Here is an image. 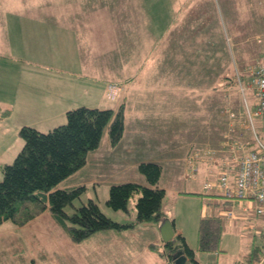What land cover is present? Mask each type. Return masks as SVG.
Wrapping results in <instances>:
<instances>
[{
  "label": "rangeland",
  "instance_id": "obj_1",
  "mask_svg": "<svg viewBox=\"0 0 264 264\" xmlns=\"http://www.w3.org/2000/svg\"><path fill=\"white\" fill-rule=\"evenodd\" d=\"M205 1L214 3V0ZM244 1L221 0L222 11L219 13L212 7L213 5L207 9V19L202 26L205 29L200 36L203 44L197 43V46L204 47L197 54L201 58L200 69L205 82L198 83L194 77L190 79L189 84L187 83L188 91L170 92L172 99L167 106L170 109L167 119L170 121L158 123L156 126L161 129L160 131L142 133L141 135L150 136L151 139L146 138L135 143L130 141L134 136L132 126H127L124 139L113 146L109 130H105L99 147L89 153L87 163L57 186V188L86 186L81 198H76L73 206L66 207L69 213L74 212L77 207L91 198L98 202L101 210L108 217L124 226L100 230L85 240L76 242L55 221L51 211L42 208V203L34 201H27L23 205L20 203L16 219L0 224V264L31 262L33 264H129L130 260L134 264H142L144 258L134 256L140 251L157 252L161 255L157 264L159 262L171 264L172 259L168 253H165L167 246L157 229L156 220L138 218L136 203L140 193L129 198L126 210L114 209L108 204L111 185L127 181L148 184L140 170V164L152 161L160 163L163 167L159 183L160 187L166 189L162 200L163 212L165 211L167 217L183 230L188 246L197 248L203 206L209 208L207 214L219 211V206L210 199L214 189L203 188V181L216 178L218 169L215 165H211L209 172L204 176L199 173L198 183L190 187L189 182L193 180L188 175L190 172L188 155L202 157L207 150L214 151L223 146L225 139L241 137L242 119L238 118V114L242 113L245 104L237 82V70L244 67L245 63L248 65L252 62H261L264 56V42L258 43L255 38L243 43L245 37L241 38L238 35V24L232 25L230 22L232 15L233 20L235 19V5ZM149 5L146 0H0V11L40 9L79 12L78 15L83 16V21L93 22L95 31L109 30L107 47L113 46L117 49V46L124 45L125 49L118 52L111 47L113 51L108 54L109 64H117L121 57L131 60L132 63L141 61L143 65L145 60H149L148 50H145L148 42L144 38L151 36L152 32L149 29L159 27V23L164 29L166 20L156 21L154 18L140 17L137 21L141 28L137 29L138 34H135L137 33L135 29L129 31V23L134 21L136 12L127 13V10H136L140 16H143L147 12L145 7L148 8ZM50 15L45 18L24 16L16 19L17 24L11 30L13 45L15 49L22 47V51L17 54L20 55L19 57L31 62L39 61L42 66L38 68L43 72H48L51 76L53 74L58 77L65 76L68 74L67 64L75 57L73 50H77V38L73 32L72 35L70 34L69 26L53 25L66 22L60 13ZM145 22L149 23L146 25L147 29L152 24L146 33L143 26ZM87 27L89 25L81 23V28ZM96 48L97 46L94 45V51ZM191 69L193 70L192 67ZM67 79H70L69 74L65 80ZM47 80L49 87L52 88L50 78L48 77ZM123 83L110 81L106 91L107 96L110 98L112 85L120 86L121 94ZM81 92H78V96ZM93 93L99 94L97 90H93ZM246 93L253 104L252 90H247ZM83 101L90 107L117 110L123 97L115 100L86 98ZM233 112L236 114L235 117L231 116ZM66 121L65 115L62 123L57 122L54 126L46 123L38 129L47 132ZM257 124L262 125L259 121ZM231 127L234 129V135L230 130ZM0 142L11 144L17 154L25 143L20 132L15 135L12 131L6 130L4 125L0 126ZM17 154L8 157V162H14ZM172 158L177 159L172 160ZM4 164L5 162L2 165ZM3 177L0 168V181ZM31 213H34V216ZM221 213L224 217L221 239L223 250L217 253L199 250L197 259L203 264H237L238 258L241 257L240 264H242L245 261L242 257L251 252L254 242L257 246L264 245L263 234L256 233L255 229L242 231L243 228L248 227L242 228L231 224L228 209ZM146 257L148 258V255Z\"/></svg>",
  "mask_w": 264,
  "mask_h": 264
},
{
  "label": "crops",
  "instance_id": "obj_2",
  "mask_svg": "<svg viewBox=\"0 0 264 264\" xmlns=\"http://www.w3.org/2000/svg\"><path fill=\"white\" fill-rule=\"evenodd\" d=\"M146 1L150 5L148 8L145 7L147 12L143 16H140L136 10H127V13L131 12L133 14L136 12L133 17L134 21L129 23V31L135 29L136 32L137 29L141 28L137 21L140 17L145 19L154 18L156 21L164 19L166 20V27L163 29L160 23L158 24L159 27L149 29L152 24L149 26L148 29L152 32V35L144 38L148 42V47L145 50H148L147 57H149V60H145L143 65L141 61L132 63L131 60L121 57H119L117 64H109L107 62L109 52L113 50L116 52L118 50L123 51L125 49L124 45L117 46V49L111 46L113 47V50H111V47H107L109 30L105 32L95 31L93 22L83 21V16L78 15L79 12L40 9L0 11V126L4 125L6 130L12 131L16 135L24 125L40 128L39 126L46 123L49 126H54L57 122L62 123L69 109L87 105L83 101L86 98L91 100L97 97L99 100L109 99L106 94L108 84L110 81L116 80V82H124L123 92L118 95L117 99L123 97V101L119 106L124 105L125 107V132L127 126H132L134 136L130 138V141L137 143L138 141H144L146 138L151 139L150 136L141 134L160 131L161 129L156 125L170 121L167 119L170 110L167 106L172 99L169 95L170 92L176 90L188 91L189 85L187 86V83L189 84L190 79L194 77H196L198 83L205 82L202 79L204 76L200 69V67L202 68L201 58L197 54L204 47L197 46V43L199 45L203 44L200 36L205 29L202 26L204 20L207 19V9L213 5L212 7L219 13V11H222L220 9L222 4L221 0L219 2L214 0V3H206L205 0ZM234 8L235 19L233 20L232 15L230 22L232 25L238 24V35L241 38L245 37L243 43H248L255 38L258 43L264 42V0H245L237 3ZM51 13H60L66 21L54 23V26H69L70 34L72 35L73 32V35L77 38V50H73L75 57L67 64V73L70 75V79L67 80L65 79L68 74L60 77L54 74L51 76L48 72H43L38 68V66H42L39 61L31 62L28 59L25 60L23 57H19L20 55L17 54L22 51V47L15 49L13 45L11 30L17 24L16 19L24 16L45 18ZM81 23H86L89 27L81 28ZM147 24L149 23L145 22L143 24L144 33L148 30ZM214 29L219 30V28ZM135 34H138V31ZM94 45L97 46L96 51H94ZM26 49H30V47H26ZM14 51H16V56ZM260 64L264 65V56L261 62H252L248 65L245 63L244 67L237 70V74L246 75L251 67ZM48 77L52 82V88L49 87ZM93 90H97L99 94H94ZM79 91H82L80 96H78ZM15 153L17 154V151H13L11 144L0 142L1 169L9 163L8 157ZM189 157L190 155H188L190 164ZM176 159L172 158V160ZM3 162H5L4 165H2ZM211 165L215 164L210 159L197 163V173L191 177L193 182H189L190 187H193L198 181L199 173L204 176L209 172ZM208 179L203 181V188ZM221 194L218 189H215L212 191L210 199L221 202L226 201ZM229 201L230 208L236 210L234 211V217L228 215L231 224L242 228L248 227L243 228V230L237 228L242 231L255 229L256 233L263 234L264 238V217L257 213V202L254 199ZM208 209L207 206H203L202 217L208 215ZM167 216L164 211V217ZM160 223L159 221L156 224L161 235ZM175 229L177 235H183L181 228L175 225ZM256 246L257 243L254 242L251 251ZM261 248L263 249L262 256L257 264H264V245ZM192 249H194L197 259L200 249L198 246ZM222 250L221 245L220 251ZM146 255H148V258ZM248 255L246 254V257ZM134 256L144 258L145 261L142 264H157V260L159 257L161 258L160 254L152 251H140ZM163 257L165 258V256ZM197 260L200 264H203L199 259ZM238 260L237 264H240L241 257ZM129 262L134 264L131 260ZM159 264L162 263L159 262Z\"/></svg>",
  "mask_w": 264,
  "mask_h": 264
},
{
  "label": "trees",
  "instance_id": "obj_3",
  "mask_svg": "<svg viewBox=\"0 0 264 264\" xmlns=\"http://www.w3.org/2000/svg\"><path fill=\"white\" fill-rule=\"evenodd\" d=\"M237 78L238 86L241 83L247 86L251 76L249 73H238ZM124 112V105L117 110L82 105L69 109L66 112V123L47 132L34 126H22L19 132L24 139V146L14 162L2 167L4 177L0 181V224L16 219L20 203L23 205L27 201H34L42 203L44 209L48 206L55 221L76 242L85 240L97 231L124 226L108 217L98 202L91 198L72 213L66 210L67 206L74 205L76 198H81L86 186L57 188L63 180L87 163L89 153L99 147L105 130H109L113 146L121 141L125 133ZM240 124L242 125V122ZM241 129L242 134V126ZM230 130L234 135V129L231 127ZM247 139H251L250 133ZM214 164L218 169L217 163ZM140 170L148 184L135 181L113 184L110 187L108 204L114 209L126 210L129 198L140 193L136 203L138 218L159 222L164 217L162 200L166 192L165 188L159 185L163 167L155 161L142 162ZM196 173L197 170L193 172L194 175ZM229 202L214 200V204L219 206V211L201 218L198 243L200 250H221L224 218L221 211L230 208ZM31 215L34 216V213ZM177 238V244L185 249L192 263L200 264L194 249L188 246L185 236L178 234ZM164 243L167 251L171 253L165 252L172 259L176 247L172 240ZM262 251L261 246H256L247 257L244 256L242 260L245 261L242 264H257L261 260Z\"/></svg>",
  "mask_w": 264,
  "mask_h": 264
},
{
  "label": "built area",
  "instance_id": "obj_4",
  "mask_svg": "<svg viewBox=\"0 0 264 264\" xmlns=\"http://www.w3.org/2000/svg\"><path fill=\"white\" fill-rule=\"evenodd\" d=\"M249 74L247 86L242 83L239 86L245 104L242 113L238 114L244 129L241 138L225 139L223 146L214 151L207 150L202 157L192 155L191 163L194 166L205 156L216 162L218 176L208 180L205 188L218 189L226 200L254 199L257 213L264 217V65L251 67ZM248 89L253 92V104L248 99ZM120 90V86L112 85L110 98H116ZM231 116L236 114L233 112ZM249 133L251 139H247ZM193 168L195 171L196 167ZM228 215L234 217L233 208L228 209Z\"/></svg>",
  "mask_w": 264,
  "mask_h": 264
},
{
  "label": "water",
  "instance_id": "obj_5",
  "mask_svg": "<svg viewBox=\"0 0 264 264\" xmlns=\"http://www.w3.org/2000/svg\"><path fill=\"white\" fill-rule=\"evenodd\" d=\"M160 222V232L163 241L169 242L172 240L176 247V251L172 255L174 263L191 264L193 261L186 254L184 248H182L179 243L177 244L178 240L176 239V229L173 220L168 217H164Z\"/></svg>",
  "mask_w": 264,
  "mask_h": 264
},
{
  "label": "flooded vegetation",
  "instance_id": "obj_6",
  "mask_svg": "<svg viewBox=\"0 0 264 264\" xmlns=\"http://www.w3.org/2000/svg\"><path fill=\"white\" fill-rule=\"evenodd\" d=\"M178 241H179V239L178 238H176ZM183 248V247H182ZM185 250V249H184ZM175 251L176 250H174V252L173 253H175ZM187 254V253H186ZM172 260H173V257H172ZM174 262V261H173ZM173 262H171L172 264H173ZM192 264V263H191Z\"/></svg>",
  "mask_w": 264,
  "mask_h": 264
}]
</instances>
